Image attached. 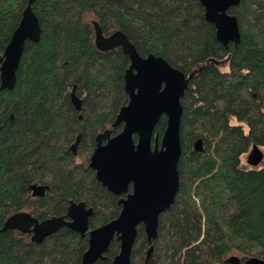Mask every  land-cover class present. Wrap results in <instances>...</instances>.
Wrapping results in <instances>:
<instances>
[{
    "label": "trees",
    "instance_id": "obj_1",
    "mask_svg": "<svg viewBox=\"0 0 264 264\" xmlns=\"http://www.w3.org/2000/svg\"><path fill=\"white\" fill-rule=\"evenodd\" d=\"M27 4L0 0V56ZM33 11L41 38L27 42L13 89H1L0 71V231L21 212L39 221L62 217L72 202L94 209L90 230L122 211L89 163L97 136L123 129L113 124L129 103L131 62L121 48H97L98 22L106 36L123 32L143 58L161 57L192 76L181 100L179 190L156 240L150 244L138 227L131 264L264 260V168L243 166L254 145L264 149V0L229 10L241 37L228 47L200 0H36ZM166 127L163 116L154 135L160 143ZM33 186L47 188L45 196L34 197ZM88 247V236L68 228L40 244L10 230L0 232V264H82ZM120 250L114 239L96 264H113Z\"/></svg>",
    "mask_w": 264,
    "mask_h": 264
},
{
    "label": "water",
    "instance_id": "obj_2",
    "mask_svg": "<svg viewBox=\"0 0 264 264\" xmlns=\"http://www.w3.org/2000/svg\"><path fill=\"white\" fill-rule=\"evenodd\" d=\"M22 21L12 39L0 56L1 89H13L17 71L27 42L40 41L42 30L38 17L33 11L36 0H27ZM205 17L217 31V38L228 47L240 43V28L237 18L229 10L239 5L240 0H200ZM95 44L100 51L108 52L121 48L131 62L125 75V90L129 103L124 106L113 124V128L123 126L121 133L113 136L111 130L99 134L97 147L90 159V168L96 172L97 180L107 190L121 196L133 192L127 199H121L122 211L119 217L97 229L89 231L92 208L85 203H73L65 217L52 218L43 222L28 213H18L5 222L0 232L19 231L33 234L32 240L40 244L44 239L68 228L82 236H89V247L84 253L82 264H96L106 260L111 243L117 239L121 243L119 255L113 264H131L132 250L138 235V227L144 225L148 242L158 238L161 215L175 202L179 190L178 165L182 156L181 120L183 106L181 100L188 89L192 76L172 67L161 57L149 55L143 58L134 44L121 31L106 36L98 22H93ZM80 110V103L74 97ZM163 116L167 117V127L161 143L155 129ZM137 136L138 143L134 137ZM154 139V147L152 146ZM106 142V144H103ZM204 150L203 141L195 143V151ZM264 159V153L257 145L252 147L248 163L257 167ZM33 195L43 197L44 187L33 186ZM153 247L148 251L151 257ZM228 264H264V260L250 258L246 261L238 256H230Z\"/></svg>",
    "mask_w": 264,
    "mask_h": 264
},
{
    "label": "flooded vegetation",
    "instance_id": "obj_3",
    "mask_svg": "<svg viewBox=\"0 0 264 264\" xmlns=\"http://www.w3.org/2000/svg\"><path fill=\"white\" fill-rule=\"evenodd\" d=\"M123 127V126H122ZM110 130V129H109ZM123 130V129H122ZM107 131V130H106ZM112 131V130H111ZM103 133V132H102ZM121 133V132H120ZM112 134H113V131H112ZM113 136H115L114 134H113ZM135 137H137V136H135ZM135 137H134V139H135ZM137 141H138V138H137ZM136 140H135V143L137 144L138 142H137ZM97 142V141H96ZM103 144H106V142H104ZM152 146L154 147V139H153V143H152ZM97 147V146H96ZM96 149V148H95ZM95 151V150H94ZM92 156V155H91ZM91 159V158H90ZM89 166H90V163H89ZM93 170V169H92ZM94 171V170H93ZM95 172V171H94ZM96 173V172H95ZM97 179V178H96ZM98 181V180H97ZM99 182V181H98ZM103 186V185H102ZM107 189V188H106ZM46 190H47V188H45V194H46ZM133 192V188H132V185L130 186V188H129V190H128V193H126V194H123V195H121V196H117V197H119V201H118V204L119 205H122V204H120V200L121 199H127V196H128V194H131ZM112 194V193H111ZM114 195V194H113ZM45 196V195H44ZM43 196V197H44ZM114 196H116V195H114ZM35 197V196H34ZM74 202H72L71 204H70V206L73 204ZM81 203H85V202H81ZM76 204H80V203H76ZM86 204V203H85ZM87 205V204H86ZM69 206V207H70ZM68 207V208H69ZM87 208H91V207H87ZM93 209V208H92ZM93 211H94V209H93ZM21 213H23V212H21ZM25 213H28V214H31V213H29V212H25ZM67 213H68V210H67ZM32 215V214H31ZM67 215V214H66ZM66 215H64V216H62V217H65ZM94 215V214H93ZM33 216V215H32ZM34 217V216H33ZM36 218V217H35ZM54 218H60V217H54ZM37 219V218H36ZM52 219V218H51ZM91 219V218H90ZM49 220V219H48ZM46 221V220H45ZM90 221V220H89ZM39 222H43V221H39ZM64 228H66V227H64ZM62 229V228H61ZM97 229V228H96ZM94 230V229H93ZM89 231H91L90 229H89ZM17 232H19V231H17ZM19 233H21V232H19ZM21 234H23V235H27V236H29L30 237V240L33 242V243H36V242H34L33 240H32V237H33V234L31 233V234H28V233H21ZM79 234V233H78ZM53 235V234H52ZM81 235V234H80ZM51 236V235H50ZM82 236V235H81ZM86 236H88V234H86ZM86 236H82V237H86ZM49 237V236H48ZM47 238V237H46ZM45 238V239H46ZM88 238H89V236H88ZM44 239V240H45ZM152 258V254H151V257L150 258H148V260L149 259H151Z\"/></svg>",
    "mask_w": 264,
    "mask_h": 264
},
{
    "label": "rangeland",
    "instance_id": "obj_4",
    "mask_svg": "<svg viewBox=\"0 0 264 264\" xmlns=\"http://www.w3.org/2000/svg\"><path fill=\"white\" fill-rule=\"evenodd\" d=\"M222 69L226 68V65L225 66H221ZM252 151V148L251 150L243 157V166H245L246 168H250V169H260V168H264V159L262 160V162L257 166V167H253L251 166L249 163H248V157L250 155ZM261 151L264 153V149L261 148Z\"/></svg>",
    "mask_w": 264,
    "mask_h": 264
}]
</instances>
